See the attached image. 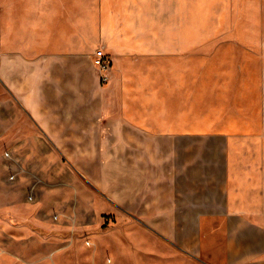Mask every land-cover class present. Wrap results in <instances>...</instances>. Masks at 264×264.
I'll list each match as a JSON object with an SVG mask.
<instances>
[{
    "label": "crops",
    "instance_id": "obj_1",
    "mask_svg": "<svg viewBox=\"0 0 264 264\" xmlns=\"http://www.w3.org/2000/svg\"><path fill=\"white\" fill-rule=\"evenodd\" d=\"M91 4L24 0V101L37 132L87 142V171L107 173L111 154L116 172L128 174L119 184L131 190L132 207L118 205L131 228H121L128 248L116 249V264H264V0H247L246 22L237 26L246 36L205 38L192 48L186 0H99L96 21ZM93 46L111 58L104 82ZM0 78L21 89L7 72ZM62 94L76 96L71 109ZM217 97L221 118L195 120L193 110L216 108ZM224 114L245 129L202 127L231 123ZM25 135H14L23 160L35 151ZM215 138L220 149L211 147ZM188 140L200 147L186 148ZM11 200L21 222L4 219L5 229L15 225L24 241L58 229L37 206L24 214ZM96 253L91 264L112 261Z\"/></svg>",
    "mask_w": 264,
    "mask_h": 264
},
{
    "label": "rangeland",
    "instance_id": "obj_2",
    "mask_svg": "<svg viewBox=\"0 0 264 264\" xmlns=\"http://www.w3.org/2000/svg\"><path fill=\"white\" fill-rule=\"evenodd\" d=\"M31 1L26 0L27 3ZM98 1L92 0L93 21H96ZM246 7L247 0H186V47L192 48L195 42L210 37L246 36V27H237L238 24L246 22V12H242ZM27 13L29 16L33 15ZM239 13L243 16L241 19L238 18ZM97 50H101L108 58L110 56L100 47L93 46V64L98 70L99 81L104 82L106 79L101 77V73L105 71L100 70L94 60ZM23 56L24 0H0V74L7 72L21 87L20 90L10 88L0 78V226L4 228L0 230V248L5 251L0 257V264L25 263L32 259L37 264H91L93 249H97V259L109 257L112 259L109 264H116L119 261L115 255L116 249L128 248L125 245L127 242L120 240L124 234L121 228H131V221L128 224L120 219L125 207L118 205L120 201L132 207L131 190L123 189L119 184V177L123 180L128 174L116 172L115 156L111 154L107 173L89 172L84 164L87 142L54 137L42 133L40 129L39 132L36 131L31 124V120L36 123V119L24 101ZM224 64L220 63L217 68ZM248 65L251 63L248 62ZM206 67L214 69L212 63ZM190 95L187 94V97ZM62 96L66 97V104L71 109L76 96ZM80 97L83 98L84 94ZM220 98H212L211 105L216 108H200L196 111L194 109L198 114L197 117L193 115L195 120L198 121L199 117L207 120L221 118V115L217 114ZM187 102L189 105L192 103L188 99ZM195 108L198 106L195 105ZM224 118L231 123L202 127L219 128L231 133H237L238 129L242 131L246 127L232 123L229 114H224ZM17 131H24L25 137L34 145L35 151L30 150L26 160H23L21 147H18L21 139L14 136ZM199 142L188 140L186 148L197 149L200 147ZM220 142L221 139L215 138L211 147L220 149ZM161 146L166 149L168 143L162 141ZM43 166L44 169H39ZM102 190L108 194L106 198L99 197L98 192ZM145 191L148 192L147 188ZM161 194L164 196V190ZM12 198L24 206V214L31 205L37 206L44 218L57 224L58 229L42 228L41 234L44 237L41 241L37 239L41 238V235L24 241L12 224L5 229L7 225L4 219H10L17 224L21 222L20 213H16L15 206L11 205ZM9 211L12 216L6 214ZM5 231L14 235L7 236ZM48 235H57L59 238H48ZM63 244L66 245L59 251L56 247ZM27 248L34 249L29 252ZM132 259L131 257V262Z\"/></svg>",
    "mask_w": 264,
    "mask_h": 264
},
{
    "label": "built area",
    "instance_id": "obj_3",
    "mask_svg": "<svg viewBox=\"0 0 264 264\" xmlns=\"http://www.w3.org/2000/svg\"><path fill=\"white\" fill-rule=\"evenodd\" d=\"M94 60H95V64L98 66V68L102 71H105V72L109 68L110 63H111L110 58H108L105 53L101 52V50L96 51V57ZM105 72L101 73V77L103 79L107 78V75Z\"/></svg>",
    "mask_w": 264,
    "mask_h": 264
},
{
    "label": "bare ground",
    "instance_id": "obj_4",
    "mask_svg": "<svg viewBox=\"0 0 264 264\" xmlns=\"http://www.w3.org/2000/svg\"><path fill=\"white\" fill-rule=\"evenodd\" d=\"M7 38V37H6ZM18 249V248H17Z\"/></svg>",
    "mask_w": 264,
    "mask_h": 264
}]
</instances>
